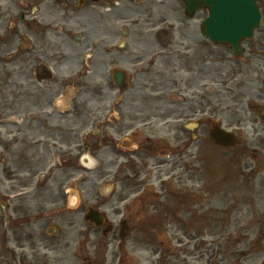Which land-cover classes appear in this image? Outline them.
Here are the masks:
<instances>
[{
    "label": "flooded vegetation",
    "instance_id": "flooded-vegetation-1",
    "mask_svg": "<svg viewBox=\"0 0 264 264\" xmlns=\"http://www.w3.org/2000/svg\"><path fill=\"white\" fill-rule=\"evenodd\" d=\"M258 4L264 6V0ZM13 5L19 49L15 55L13 42H0V108L7 112L0 117V138L5 135L0 145L10 144L16 174L25 177L0 197V264L93 263L84 222L91 203L90 179L80 162L85 152L98 162L97 180L110 175L114 186L119 179L128 182L118 200L128 199L131 216L144 218L142 227L159 233L170 228L178 241L181 230L197 240L200 211L189 222L178 215L188 208L183 198L198 197L190 183L197 164L202 175L210 174L205 148L218 121L210 114L214 108L217 114L233 113L219 124L235 134L231 155L238 159L246 151L239 150V134L248 124H259L264 139V31L244 42L247 62L234 58L230 64L219 57L223 47L202 35L204 18L198 14L205 10L189 16L183 0H13ZM6 11L0 3V31L7 29ZM15 81L23 94L9 99ZM257 133L254 127L252 135ZM163 151L171 153L162 158ZM261 152L264 144L253 149L252 158ZM181 166L189 168L184 170L189 179H181ZM99 187L92 194L99 196ZM81 222L84 227L75 226ZM192 223V233L186 232ZM181 252L192 254L187 248Z\"/></svg>",
    "mask_w": 264,
    "mask_h": 264
},
{
    "label": "rangeland",
    "instance_id": "rangeland-1",
    "mask_svg": "<svg viewBox=\"0 0 264 264\" xmlns=\"http://www.w3.org/2000/svg\"><path fill=\"white\" fill-rule=\"evenodd\" d=\"M0 3L7 10L6 18H4L7 21L5 23L7 29H1L0 42L3 40H7L9 43L13 42L14 46L11 50L15 49L13 52L17 55L19 42L16 44V37L14 36L13 0L0 1ZM261 12L264 15V6L261 7ZM201 15L203 14H198L199 17ZM260 26V32L258 31L255 36H259L264 31V16ZM255 51L258 50L255 48ZM219 54H222V50H219ZM16 59L15 64L18 62L17 57ZM237 59L241 62L248 61L246 57ZM11 68L14 69L16 66L13 65ZM210 86L213 87L212 84ZM10 91L13 94L9 99L15 96L21 98L23 93L20 90V81H15ZM228 97L230 98V93L226 94L225 99ZM211 107H215V104L212 103ZM224 109L228 108L224 107ZM215 110L214 108V112L210 114V117L212 120H218L216 121L217 123L226 124L227 118H233V113L230 112V109L224 110L223 114H217ZM6 113L4 109L0 108V117L5 116ZM254 127H257L258 133L256 135L253 134V136ZM261 128L259 124L251 123L239 134L241 141L239 150L244 148L246 151L240 150L239 153L242 155L238 160L233 158L234 155H231L236 150V147L231 150L218 149L214 145L210 146V149L208 147L205 148V152L211 157L210 167L213 170V177L207 178L206 176L204 178L205 175H202L199 171L200 168L197 164V172H193L191 178L194 179L190 183H192V188L199 189V194L196 195L198 197H191V202H187L186 198H183L185 206L188 208L184 209L185 212H181L178 215L180 220L187 217L186 221L189 222L188 219L193 220L195 213L200 211L202 215L200 220L202 221V230L197 240L194 239V236L188 238V236H184L180 232L179 235L183 238L178 241L175 237V231H170V228H167L169 232L156 233L157 236L152 238L151 236L154 234H149L146 229L141 228L143 225L142 219L144 218L131 216V208L129 203H127L128 199L125 201L118 200L120 193H125V182L127 181L119 179L116 182L117 186L114 196L111 195L105 199L100 198V196L92 194V192L95 187L104 184L106 181L113 182L111 176L108 175L100 181L96 178L94 168H85V176L90 179L88 186H86L87 200L91 202L92 206L100 207L107 214L109 222L114 227L105 236L102 235L104 227L95 228L91 225L88 227L93 264H149L151 259H158L161 255L158 250L155 255H149L145 247L149 250L151 248L150 241L159 242L158 240H164L162 241V249L168 251L170 244H167L166 239L171 241V247L176 250V253L164 261L166 264H182L183 260L188 261L186 264H263L264 234L261 236V233L264 232V152H261V156L257 160L252 159L253 149H258L259 145L262 147L264 144ZM4 138L5 135L0 140L3 141ZM252 140L253 142L257 141L258 147L255 146L256 143H252ZM6 144L8 146L0 145V197L5 190H10L11 186L20 177H25L24 175L16 174L15 159H12V157L14 158V152L10 148V144ZM197 149L195 148V152L200 151H197ZM169 153L171 151H163L160 156L167 158ZM169 158H172V156ZM181 168L183 176L181 179H189V168L187 166L185 167L186 169L183 166ZM184 170L188 171V173L184 172ZM253 170L254 172H252ZM166 203H169V201H166ZM188 212H193V216L188 217ZM123 218L128 224V236L126 239L120 240L118 235L119 222ZM170 219L169 222L174 221ZM75 226L82 228L85 223L81 222ZM193 228L194 223H192L191 229H186V232L192 233ZM245 230L247 231V236L244 235L246 233ZM186 241H188L189 245ZM185 248L192 253L188 255L190 258H187L183 254L184 252H181Z\"/></svg>",
    "mask_w": 264,
    "mask_h": 264
},
{
    "label": "water",
    "instance_id": "water-1",
    "mask_svg": "<svg viewBox=\"0 0 264 264\" xmlns=\"http://www.w3.org/2000/svg\"><path fill=\"white\" fill-rule=\"evenodd\" d=\"M198 5L210 9V18L203 24L204 34L220 44H230L236 48L238 43L253 34L260 19L257 4L254 0H198ZM218 144L231 145L232 135L218 132L211 134ZM91 221L100 224L103 215L90 211L87 214Z\"/></svg>",
    "mask_w": 264,
    "mask_h": 264
}]
</instances>
